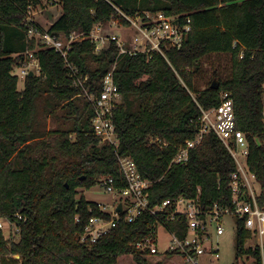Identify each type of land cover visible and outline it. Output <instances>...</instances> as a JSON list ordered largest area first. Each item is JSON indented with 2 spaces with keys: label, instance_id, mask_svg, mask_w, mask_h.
Segmentation results:
<instances>
[{
  "label": "trees",
  "instance_id": "1",
  "mask_svg": "<svg viewBox=\"0 0 264 264\" xmlns=\"http://www.w3.org/2000/svg\"><path fill=\"white\" fill-rule=\"evenodd\" d=\"M58 1L62 14L47 30L57 37L88 34L97 24L108 30L114 19L128 27L118 9L128 15L163 11L189 18L192 30L180 48L161 46V52L134 56L120 55L114 42L99 53L90 40L72 44L68 63L88 77L89 93L101 92L103 78L116 64L115 82L123 103L114 117L119 137L115 149L94 134L91 103L74 84L63 57L28 39L29 25L44 31L34 22L26 23L30 9L43 0H0V218L20 229L18 241L6 239L0 230V264H17L15 255L22 264H190L178 252L152 254L137 247L155 238L158 221L184 237L179 229L183 224L161 214L146 212L134 223L122 214L96 243L82 242L89 217L110 216L78 190H90L107 176L122 181L118 157H130L151 182L150 208L198 196L204 208L230 206V175L236 164L215 133L204 136L186 164H172L177 149L196 137L202 109L218 107L220 93L228 91L237 127L250 143L248 165L261 185L258 204L264 209V0H144L140 8L123 0ZM27 52L33 53L40 71L29 73L19 90L13 70L25 63ZM222 54L231 56V76L221 80L215 72L210 83L197 90L202 60ZM216 79L220 88L213 90ZM41 103L43 113H57L71 125L47 131L39 119ZM77 215L83 223L75 222ZM248 237L238 221L236 264H244L245 255L252 264H263L259 248H244Z\"/></svg>",
  "mask_w": 264,
  "mask_h": 264
},
{
  "label": "built area",
  "instance_id": "2",
  "mask_svg": "<svg viewBox=\"0 0 264 264\" xmlns=\"http://www.w3.org/2000/svg\"><path fill=\"white\" fill-rule=\"evenodd\" d=\"M118 11L119 17L127 21L128 27L140 32L142 39L134 38L132 41L133 49L127 47L126 42L117 34H106L102 24L95 25L88 34L73 32L69 36L57 37L48 33L47 30L41 32L39 28L32 25H29L27 33L28 39L40 41L43 48L52 49L63 57L67 67L70 68V75L74 79V84L82 89L83 96L91 103L94 111L91 127L94 134L99 138L101 144L110 145L115 149L119 146V137L116 132L114 117L123 103V96L115 82L116 64L103 78L101 92L99 94L89 93L85 89L88 77L80 75L78 70L68 63L72 44L90 40L95 44V52L99 53L109 43L114 42L120 55L134 56L138 53L161 52V46L180 48L192 30L189 18L183 20L181 16H169L163 11L156 13L145 11L135 15H128L119 9ZM176 20L179 21L178 25L174 23ZM30 22L33 21L28 20L26 23ZM109 26L127 27L116 19L112 20ZM236 45L237 42L234 43V46ZM243 52L242 50V56ZM31 58L34 62L29 61ZM24 60L29 62L28 67L25 66V69L22 70L24 78L32 72V67L40 71V65L34 59L32 52H27ZM262 116L264 130V110ZM197 124L196 137L186 141L185 145L177 149L172 164H186L189 161L191 150L203 141L204 136L210 132L215 133L236 164V170L230 175L229 183V189L232 193L231 205L222 207L219 204H213L211 207L204 208L198 196L195 199L179 197L175 200H166L156 207L150 208L149 188L151 182L141 176L133 159L119 156L118 165L122 181L107 176L101 178L97 184L102 192L113 196L111 206L97 203L99 211L109 215L110 218L103 215L89 217L85 223L84 235L81 237L82 242L96 243L121 221L122 214H124L126 222L134 223L144 213L149 212L152 216L165 215L168 221H178L181 222V225L183 224V228L179 229L184 231V237L178 236L176 231L167 229L172 236L167 251L184 255L190 264H202L204 259L208 263H215L220 259V251L218 243H214V238L224 235L226 230L223 220L225 217L232 216L237 219V222L242 221L244 228L249 233L244 248H259L264 264V209L260 208L258 204L262 188L256 174L250 170L248 165L250 143L245 133L237 127L232 93L222 91L220 93V105L211 110L202 109V117ZM257 142L260 144L259 140ZM119 205H122L121 212L117 211ZM75 222L77 224L83 223L81 215L75 217ZM160 224L163 225L160 221L156 223L155 238L151 237L146 242L139 243L138 248L149 249L152 254L158 252L155 244L158 239L157 226ZM10 227L14 228L16 234L20 233L19 227L14 222L7 218H0V230L5 232ZM9 240H11L10 237ZM12 257L17 260V264H22L20 256ZM249 258L250 255L244 256V264L254 263Z\"/></svg>",
  "mask_w": 264,
  "mask_h": 264
},
{
  "label": "rangeland",
  "instance_id": "3",
  "mask_svg": "<svg viewBox=\"0 0 264 264\" xmlns=\"http://www.w3.org/2000/svg\"><path fill=\"white\" fill-rule=\"evenodd\" d=\"M124 2H132L137 8H140L144 3V0H123ZM142 13V12H141ZM62 14V4L58 0H43L42 4L37 7H32L28 14V20L33 21L38 24L44 30H48L51 24L56 21ZM106 34H114L120 36L127 44V47L133 49L132 41L134 38L142 39L140 32L131 27H113L109 26L106 30ZM29 61L34 60L31 58ZM29 62H25L18 66L14 67L13 73L19 77L18 88L23 90L25 78L22 75V70L25 69V66L28 67ZM32 72L36 75L39 74V71L32 67ZM217 72L221 80H226L231 76L232 73V63L231 56L222 54V55H210L202 60L200 72L196 75L195 85L197 90H203L211 81L213 74ZM264 100V95H263ZM44 109V103H41L40 112ZM61 114V113H59ZM39 119L44 125L47 131H52L57 129V127H69L70 122H64L58 118V114L55 113L53 116L45 113H41ZM81 194H84L85 198L88 201L96 202L98 204H105L111 206L113 204V196L111 194H106L101 191L100 187L97 185L90 190L85 188H80L78 190ZM223 225L225 228L224 235L216 236L214 238V243H218V248L220 251V259L215 263H208L205 259L202 260V264H236L237 263V253H236V244H237V219L232 216L225 217L223 220ZM13 227H10L9 230H6L4 237L11 240H19V234L15 233ZM157 243L155 247L158 249V254H165L169 249V244L172 240V236L163 225L157 226ZM130 262V261H129ZM127 261H123L121 264H127ZM243 264V263H242ZM247 264V263H246ZM249 264V263H248Z\"/></svg>",
  "mask_w": 264,
  "mask_h": 264
},
{
  "label": "water",
  "instance_id": "4",
  "mask_svg": "<svg viewBox=\"0 0 264 264\" xmlns=\"http://www.w3.org/2000/svg\"><path fill=\"white\" fill-rule=\"evenodd\" d=\"M174 23H175L176 25H178V24H179V21L176 20ZM31 75H33V72L31 73ZM210 88L213 89V90H218V89L220 88V82H219L217 79L214 80ZM117 211H118V212H121V211H122V205H119Z\"/></svg>",
  "mask_w": 264,
  "mask_h": 264
},
{
  "label": "crops",
  "instance_id": "5",
  "mask_svg": "<svg viewBox=\"0 0 264 264\" xmlns=\"http://www.w3.org/2000/svg\"><path fill=\"white\" fill-rule=\"evenodd\" d=\"M52 24H53V23H52ZM52 24H51V25H52Z\"/></svg>",
  "mask_w": 264,
  "mask_h": 264
}]
</instances>
